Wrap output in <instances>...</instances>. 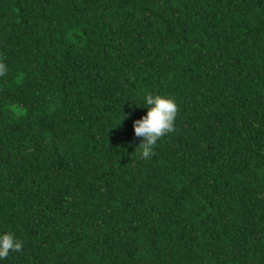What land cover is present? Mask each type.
I'll list each match as a JSON object with an SVG mask.
<instances>
[{
  "label": "trees",
  "instance_id": "trees-1",
  "mask_svg": "<svg viewBox=\"0 0 264 264\" xmlns=\"http://www.w3.org/2000/svg\"><path fill=\"white\" fill-rule=\"evenodd\" d=\"M0 62V264H264V0H0Z\"/></svg>",
  "mask_w": 264,
  "mask_h": 264
},
{
  "label": "clouds",
  "instance_id": "clouds-1",
  "mask_svg": "<svg viewBox=\"0 0 264 264\" xmlns=\"http://www.w3.org/2000/svg\"><path fill=\"white\" fill-rule=\"evenodd\" d=\"M6 71V65L0 62V76ZM140 107L146 108V114L133 121V129L135 136L141 140V155L147 159L158 140L174 130L178 105L171 96L146 92ZM22 247L23 242L13 232H0V261L11 251H21Z\"/></svg>",
  "mask_w": 264,
  "mask_h": 264
}]
</instances>
